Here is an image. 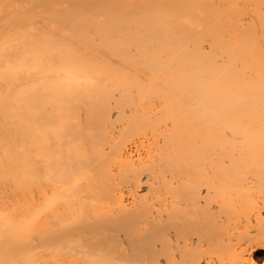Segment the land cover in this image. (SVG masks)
Returning <instances> with one entry per match:
<instances>
[{"label":"bare ground","instance_id":"bare-ground-1","mask_svg":"<svg viewBox=\"0 0 264 264\" xmlns=\"http://www.w3.org/2000/svg\"><path fill=\"white\" fill-rule=\"evenodd\" d=\"M0 264H264V0H0Z\"/></svg>","mask_w":264,"mask_h":264}]
</instances>
